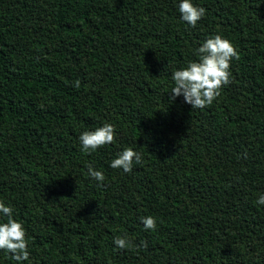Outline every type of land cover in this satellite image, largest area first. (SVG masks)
Masks as SVG:
<instances>
[{
    "label": "trees",
    "instance_id": "trees-1",
    "mask_svg": "<svg viewBox=\"0 0 264 264\" xmlns=\"http://www.w3.org/2000/svg\"><path fill=\"white\" fill-rule=\"evenodd\" d=\"M193 3L189 28L175 0H0V200L26 230L23 264H264V0ZM212 35L236 50L229 83L205 108L169 100ZM103 123L113 142L80 152ZM126 147L140 162L110 168Z\"/></svg>",
    "mask_w": 264,
    "mask_h": 264
},
{
    "label": "clouds",
    "instance_id": "clouds-1",
    "mask_svg": "<svg viewBox=\"0 0 264 264\" xmlns=\"http://www.w3.org/2000/svg\"><path fill=\"white\" fill-rule=\"evenodd\" d=\"M175 8L179 13V20L187 27H195L205 15V9L195 5L193 0H175ZM197 60H189L183 67L175 69L170 74V96L169 100L181 97L185 104L192 109L205 108L219 96L222 85L229 83L230 61L237 55L232 43L220 35H212L205 38L194 50ZM79 87V81L73 85ZM114 126L110 123H103L101 126L91 130L80 132L78 136L79 150L88 154L97 149L111 144L114 139ZM141 156L131 148H123L108 166L112 169H119L123 173H129L134 163H139ZM86 176L96 181L97 186L104 181L102 171L92 165L86 166ZM256 206H264V192L255 199ZM145 231L154 230L156 220L153 216H141L138 218ZM113 245L116 249H124L130 241L124 236L113 238ZM145 241H140L137 247H146ZM0 252L10 258L15 264H23L29 260L28 241L26 230L23 224L14 218L13 208L3 200H0Z\"/></svg>",
    "mask_w": 264,
    "mask_h": 264
}]
</instances>
